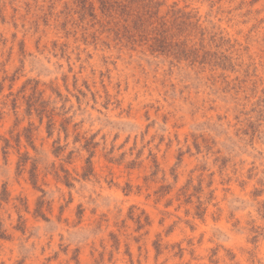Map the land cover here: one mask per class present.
<instances>
[{
  "label": "rangeland",
  "instance_id": "rangeland-1",
  "mask_svg": "<svg viewBox=\"0 0 264 264\" xmlns=\"http://www.w3.org/2000/svg\"><path fill=\"white\" fill-rule=\"evenodd\" d=\"M0 264H264V0H0Z\"/></svg>",
  "mask_w": 264,
  "mask_h": 264
}]
</instances>
